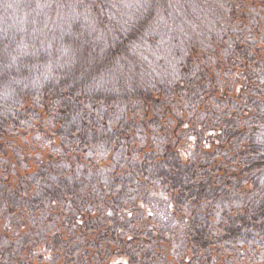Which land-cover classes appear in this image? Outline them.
<instances>
[{
    "label": "trees",
    "instance_id": "1",
    "mask_svg": "<svg viewBox=\"0 0 264 264\" xmlns=\"http://www.w3.org/2000/svg\"><path fill=\"white\" fill-rule=\"evenodd\" d=\"M0 264H264V0H0Z\"/></svg>",
    "mask_w": 264,
    "mask_h": 264
},
{
    "label": "rangeland",
    "instance_id": "2",
    "mask_svg": "<svg viewBox=\"0 0 264 264\" xmlns=\"http://www.w3.org/2000/svg\"><path fill=\"white\" fill-rule=\"evenodd\" d=\"M35 136H37V129H35V131H31L29 134H27L24 138L20 137V141H22V146L26 149H36V147L38 146V144H36L35 142H39L43 140V136L39 138H36ZM26 140V141H25Z\"/></svg>",
    "mask_w": 264,
    "mask_h": 264
}]
</instances>
